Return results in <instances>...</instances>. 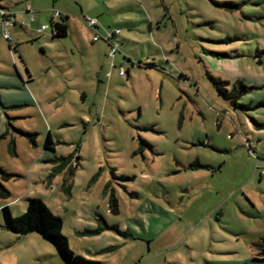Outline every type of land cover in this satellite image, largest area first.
<instances>
[{
	"label": "rangeland",
	"instance_id": "obj_1",
	"mask_svg": "<svg viewBox=\"0 0 264 264\" xmlns=\"http://www.w3.org/2000/svg\"><path fill=\"white\" fill-rule=\"evenodd\" d=\"M33 1L29 15L25 0L0 2L13 8L7 32L32 76L15 55L28 85L0 111L10 174L0 186L11 193L0 199V264H50L33 257L44 247L3 227L2 208L16 219L30 198L62 218L75 255L72 227L83 222L93 256L253 264L264 237V0H104L85 18L77 0ZM60 7L93 38L87 20L102 37L117 31L120 51L44 41ZM16 131L37 134L36 146ZM49 132L54 152L44 149Z\"/></svg>",
	"mask_w": 264,
	"mask_h": 264
},
{
	"label": "crops",
	"instance_id": "obj_2",
	"mask_svg": "<svg viewBox=\"0 0 264 264\" xmlns=\"http://www.w3.org/2000/svg\"><path fill=\"white\" fill-rule=\"evenodd\" d=\"M1 1L2 0H0V2ZM77 1L80 2V4H81L80 11H81L82 17L85 18L87 16H92L89 14V12H92V10L97 8V7H101L103 5L102 1H104V0H77ZM91 3H94V5H92ZM0 7L6 8L10 11H12V9H13L12 7L4 6L2 4H0ZM34 8H38V7L36 6V4L34 3L33 0H25V15H29L30 12L32 10H34ZM60 8L62 9L60 11L62 14V18L64 19L65 17H68V22H67L68 26H69L68 35H67V37L62 38V39H53L52 38L53 33H52V30H50L51 31L50 35H46L44 37L40 36V37H42V39H44V41L51 43L52 41L53 42L54 41H62V40L68 39L70 37V39L72 40V43H73L72 47H74L80 51H85V49L88 48L89 43L92 46L95 43H97V42L93 41V39H92L93 37L91 34H89V30L87 27L83 28V26H82V28L81 27L78 28L75 26V24H73V18L70 17V12H72V11L70 9H66L67 7L66 8L60 7ZM45 9L47 10L48 8H45ZM13 18H14V16H13ZM74 18H76V17H74ZM61 19L56 21L52 15L50 22L52 20H54L55 22H61ZM17 24L18 23L15 22L14 26L16 27ZM25 35L29 38L35 39V38H37L38 33L28 32V30L25 29ZM41 35H43V34H41ZM11 41L12 42L10 44L9 42L5 41L3 39V37H0V66L1 67L4 66L6 68V70H8V71H0V90L6 89L9 91V93L8 94L6 93V95H4V96L0 95V108H1L0 111L2 109H3V111L5 109H7V110L13 109L14 106H12V105L14 103H16V101H14V99L12 98L14 96L13 95L14 93H12V92H15L16 90H21L22 88H26L28 85L27 83L23 84L21 82L23 80V77L18 72V70L16 68V63L13 59L15 55H18L20 63L25 67L27 76H29V78H32L31 73L29 72V70L25 64L22 55H20V51H19L20 45L16 44L14 39H11ZM106 45L109 48L107 43H106ZM63 48L65 49V47H63ZM25 80H27V78H25ZM18 118H21V117H18ZM9 119L12 120V123L14 122L13 120H16V118L14 119V117L9 118ZM9 119L6 121H4V120L1 121V123L3 125H5V133L9 132V130H8ZM9 147H10V145H9ZM9 147H8V149H9ZM8 152H9V150H8ZM54 169H56V168H54ZM26 209H27V205H26ZM86 229H89V228H88L87 224L83 223V222H78L77 224H75L72 227V237L74 238V240L71 242V245H72V247L76 248V250H77L76 254L77 255H75V256L78 259L85 260V261L90 262L92 264L93 263H98V264H126L127 263L125 256L122 254V252L120 250H116V251H114L112 253H108V254H102L103 251H101V253H96V255L93 256L92 255L93 253L90 250H88V248H90V246L92 245L93 250H97L96 244H91L89 242V238L87 236H85V232H88ZM34 235H36V236H34ZM15 236L17 238L21 239V237H18L17 235H15ZM22 238H24L25 240H32L33 239L36 243H38V245L44 247V250L46 249L44 252L41 250V253H38V254L33 256L35 258V260L37 261V263H41L44 261V263L50 262V264H66L63 261V259L60 257V255L57 252L54 245L51 244L50 242H48L43 237H41L39 234L32 233V234H29L27 236H23ZM254 244H256V243H254ZM257 253L258 252L255 250L254 254H253L252 263L253 264H262L260 262L254 261L255 257L259 258V256H257ZM260 259H262V258H260Z\"/></svg>",
	"mask_w": 264,
	"mask_h": 264
},
{
	"label": "trees",
	"instance_id": "obj_3",
	"mask_svg": "<svg viewBox=\"0 0 264 264\" xmlns=\"http://www.w3.org/2000/svg\"><path fill=\"white\" fill-rule=\"evenodd\" d=\"M68 17L61 19V22H55L52 20L50 22V28L52 30L53 39H62L68 35ZM113 32H115L113 30ZM114 35V34H113ZM119 36V35H118ZM116 36H114L115 38ZM22 136H26L33 146H36L37 134L25 133L21 131H16ZM55 142L49 132L46 136L44 149L46 151L54 152ZM9 152L11 155H16L15 143L11 141ZM65 158H56L55 161H66ZM0 173L7 179L10 174L3 171L0 168ZM55 173V169L52 170V174ZM72 175V174H71ZM13 178V177H11ZM261 179L262 175H261ZM7 181V180H6ZM11 197V193L0 186V199L7 200ZM113 211H116L113 209ZM1 214L4 222V229L17 235L18 237L27 236L32 233H37L48 242L54 245L60 257L66 264H92L85 260L78 259L74 252L69 247V241L67 237L63 234V220L60 216L55 215L43 202L38 198H30L27 200V209L24 214L14 219L9 206H4L1 210ZM255 250L264 256V237L260 239L259 242L254 244ZM255 262H260L264 264V258L260 259L255 257ZM98 264V263H93Z\"/></svg>",
	"mask_w": 264,
	"mask_h": 264
},
{
	"label": "built area",
	"instance_id": "obj_4",
	"mask_svg": "<svg viewBox=\"0 0 264 264\" xmlns=\"http://www.w3.org/2000/svg\"><path fill=\"white\" fill-rule=\"evenodd\" d=\"M14 16V13L10 10H7L3 7H0V17H1V22H0V26L2 28L3 31V37L6 39L7 42L11 43V37L9 32H7V28L11 26V20ZM54 18H62V14L60 12H55L54 14ZM86 23L88 24V27L92 30H95V36L93 38L94 42L96 41H100V40H104L106 43L109 44L110 47V53L112 56L116 55L118 51H120V47L117 43H114L113 39L114 36L118 35L119 33L116 32H108V34L105 37H102L100 35H97V20L91 21V20H87ZM15 25V23L13 24ZM45 29V28H44ZM114 34V35H113ZM120 74L122 75L123 72L121 71ZM262 178L264 180V173L261 174Z\"/></svg>",
	"mask_w": 264,
	"mask_h": 264
}]
</instances>
